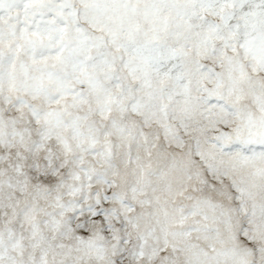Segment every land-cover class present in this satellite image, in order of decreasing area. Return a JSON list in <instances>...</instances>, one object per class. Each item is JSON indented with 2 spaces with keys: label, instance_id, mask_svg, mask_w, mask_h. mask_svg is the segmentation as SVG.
Wrapping results in <instances>:
<instances>
[{
  "label": "snow or ice",
  "instance_id": "1",
  "mask_svg": "<svg viewBox=\"0 0 264 264\" xmlns=\"http://www.w3.org/2000/svg\"><path fill=\"white\" fill-rule=\"evenodd\" d=\"M0 264H264V0H0Z\"/></svg>",
  "mask_w": 264,
  "mask_h": 264
}]
</instances>
